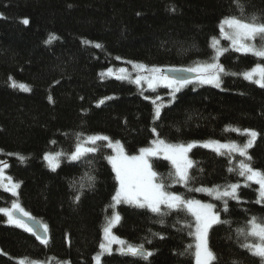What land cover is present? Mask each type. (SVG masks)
Returning a JSON list of instances; mask_svg holds the SVG:
<instances>
[{
	"label": "trees",
	"instance_id": "16d2710c",
	"mask_svg": "<svg viewBox=\"0 0 264 264\" xmlns=\"http://www.w3.org/2000/svg\"><path fill=\"white\" fill-rule=\"evenodd\" d=\"M240 2L245 8L241 18L264 19V0ZM230 16H241L233 0H0V156L8 160L9 177L19 183L17 196L0 187V208L16 201L48 227V242L42 244L0 214V264H17L22 258L95 264L102 229L114 212L121 217L115 233L129 243L143 244L153 255L144 260L114 251L103 254L100 264H195V238L189 234L195 220L187 210L162 206L166 214L158 215L128 203L114 205L118 183L106 159L111 154L106 142H97L98 151L81 161L62 157L55 171L43 157L71 152L90 135L120 141L126 154H134L150 146L153 128L169 143L243 144L247 136L224 131L231 126L258 133L248 153L252 167L264 172V88L241 75H222L219 88L208 84L182 88L154 119L153 104L145 97L164 89L152 91L100 76V71L123 60L163 70L210 62L214 55L210 40L218 35L220 21ZM24 19L28 24L22 23ZM50 35L57 39L46 43ZM222 44L227 51L219 63L228 73L264 63L235 52L226 40ZM9 77L26 83L28 90L12 87ZM16 154L26 160L21 162ZM188 156L195 162L188 187L173 183V167L163 156L150 160L167 191L210 202L222 220L231 222L209 230V247L217 257L212 264H262L260 257L240 246L244 241L236 232L251 217L264 218V202H256L257 185L240 184L239 202L229 198L227 212L213 195L188 190L243 181L228 171L242 158L217 155L199 145ZM73 182L75 187H70ZM189 245L193 247L188 249Z\"/></svg>",
	"mask_w": 264,
	"mask_h": 264
},
{
	"label": "snow or ice",
	"instance_id": "6c2138e0",
	"mask_svg": "<svg viewBox=\"0 0 264 264\" xmlns=\"http://www.w3.org/2000/svg\"><path fill=\"white\" fill-rule=\"evenodd\" d=\"M241 16L225 17L220 21L219 29L220 34L224 39L231 41L232 49L241 54H251L252 56L264 60V44L257 46L254 41L259 38L264 41V19L256 15H252L250 18H241L245 15L244 5L240 0H233ZM174 11V9H173ZM28 20L24 19L22 23L28 24ZM54 39H57L54 35H50L46 43H51ZM90 43V42H86ZM219 41L215 38L211 41V46L214 49V55L211 58V62L196 63L190 67H172L168 68L167 72L173 73L168 75L165 71L159 67H147L144 64H133V67L138 71L135 79H131V76L127 74V70L124 68L118 71L121 75L117 76L119 80H130V82L140 85L142 82L146 83L148 89L155 91V89L163 85L171 89L170 95L175 99V94L182 88L195 81L198 84H210L217 88L221 85L222 75H241L245 80L254 83L260 88H264V63H256L251 69L245 70L241 73H228L226 69L219 63V57L224 54L227 49L218 47ZM95 47L99 48L101 45L96 44ZM119 59V58H118ZM140 73H147L142 75ZM184 73H196L195 77L183 75ZM108 74L111 75V70H108ZM11 80V77H9ZM12 87H20L22 90L27 91L28 88L23 85H17L12 82ZM51 99V98H50ZM111 99V98H107ZM148 99V97H145ZM161 98L157 96L153 100L154 104V119L160 117L161 108L164 107L162 103H157ZM104 101L98 102L103 103ZM154 135L157 138L154 139L151 147H144L139 149L138 155H127L124 147L120 141L112 142L108 136L105 135H90L86 139L76 143L74 150L69 154L65 153H45L43 159L47 162L48 167L55 171L59 167L60 157L71 162L81 161L87 154L96 153L98 148L95 146L97 142H107L106 146L111 148L114 155L106 157L108 162L112 166V170L115 172V178L118 182V187L115 194L112 196V201L115 204L129 203L138 208L147 209L154 214H166L162 211L163 208L167 210H187L195 219V231H190L189 234L195 238V264H212L217 259L215 254L211 251L208 243L209 230L218 224H230L228 220H222L219 212L213 211L215 205L210 203H203L196 199H187L180 194L167 191L164 183L158 181V174L153 170V164L150 158L158 157L161 154L165 160L171 162L174 168V174L172 175L173 183L183 184L188 187L193 177L189 175V169L194 166L188 153L197 145L212 149L217 155H225L236 153L242 159L236 164L235 167L229 168V172H235L240 177L245 178L244 186H248L247 182L251 181L259 185L257 203L264 202V172L254 169L251 161L252 157L249 155L248 150L252 148L256 141L258 133L251 129H239L231 126H226L224 131L236 132L238 135H245L248 137L245 143L238 144L235 141L221 143L216 140L208 141H190L187 143H169L164 139H160L156 134V129H152ZM87 145H92L91 147ZM226 150V151H222ZM17 158L24 162L26 157L16 154ZM91 163V161H89ZM231 163V160L229 161ZM6 167V165L4 166ZM4 167H0V186L4 187L5 191L10 192L13 196H17V189L19 188L18 182H13L11 177L4 175ZM7 181V184L4 182ZM89 181H94V177L89 176ZM92 183H89V187ZM70 187H75L73 182ZM84 184H80V188L83 189ZM240 187L238 183L227 184L223 187L215 186L213 189L205 188H188L189 191L207 192L209 195H213L214 199L221 200L224 204V211L227 212L228 199L237 200V190ZM80 195L75 196V200H79ZM15 213H19L16 215ZM0 214L7 217L8 223L15 225L23 229L25 232L34 235L42 244H47V232L48 227L45 224L36 222V226L30 225L28 221H34L35 218L26 211L18 202H14L11 209L0 208ZM121 217L118 213L108 218L106 225L103 227V242L100 243L99 248L101 252L111 253V245L118 244L121 247L118 249L121 255H128L131 257H139L147 260L153 255L151 251H147L143 244H132L117 236L112 232L113 227L119 223ZM192 226L189 225V228ZM42 230L44 235L40 234ZM238 238H243L241 247L247 249L252 255L261 258L262 264H264V218L251 217L247 221L246 227L236 229ZM163 237H161L162 239ZM249 238H255L254 241ZM151 243V241H147ZM193 246L189 245L188 249ZM187 251V250H186ZM184 253H181L183 255ZM96 264H100V255L98 254L93 258ZM17 264H37L35 261H28L26 258H22L17 261Z\"/></svg>",
	"mask_w": 264,
	"mask_h": 264
},
{
	"label": "rangeland",
	"instance_id": "374dc122",
	"mask_svg": "<svg viewBox=\"0 0 264 264\" xmlns=\"http://www.w3.org/2000/svg\"><path fill=\"white\" fill-rule=\"evenodd\" d=\"M213 38H215L216 40H218L219 41V44H218V47H220V48H223V49H226L225 48V46L222 44V41L223 40H226L227 42H228V45H229V47L230 48H232V45H231V41H229V40H227V39H224L222 36H221V34H220V30H219V33H218V35H216V36H213L212 38H211V40H210V45H211V41H212V39ZM254 43L259 47V46H261L262 44H264V41H261L259 38H257L255 41H254ZM212 47V46H211ZM213 48V47H212ZM214 50V49H213ZM123 62V63H122ZM121 62V65H119V66H117V67H112V66H110L109 68H107V69H103L102 71H100L101 73H100V76H102V77H108V78H116L117 76H119V75H121V73L118 71L119 69H121V68H124V69H126L127 70V74H129L130 76H131V79H135V76L137 75V73H138V71L139 70H137V69H135L134 67H133V64H138V63H134V62H129V61H127V60H123ZM211 62V61H210ZM147 67H149V68H151L152 66H147ZM251 69V68H250ZM108 70H111V75H109L108 74ZM140 74H142V75H146L147 73H140ZM125 80H127V79H125ZM128 81H130V80H128ZM10 82H11V84H12V82H15L17 85H20V84H23V85H25L27 88H28V85L26 84V83H24V82H22V81H20V80H17V79H15V78H13V79H11L10 80ZM132 84H135V83H132ZM137 85V84H136ZM200 85H203V84H198V83H196L195 81H193V83H190V84H188L187 86H192V87H197V86H200ZM208 85H210V84H208ZM138 86H140V87H145L146 89H148V86H147V84L146 83H144V82H142L140 85H138ZM187 86H185V87H187ZM221 86V85H220ZM20 88V87H19ZM21 89V88H20ZM159 89H164L165 90V92L163 91V92H158L157 94H154L153 96H150V95H147L146 97H148V99L152 102V104H153V100H155V98L157 97V96H159L161 99L159 100V101H157V103H162L163 105H165V104H167V103H169L171 100H173V98H172V96L170 95V92H171V89H169V88H167V87H165V86H163V85H160V86H158L155 90L157 91V90H159ZM22 90V89H21ZM153 107H155L154 106V104H153ZM87 137H85L84 139H86ZM157 138V135H154V137H153V139H152V141L154 140V139H156ZM160 138V137H159ZM83 139V140H84ZM111 139V138H110ZM161 139V138H160ZM248 139V137L246 138V140ZM111 141L112 142H115V141H117V140H112L111 139ZM151 141V142H152ZM202 141H208V140H202ZM216 141H219V140H216ZM219 142H221V143H225V142H230V141H219ZM246 142V141H245ZM245 142H243V143H245ZM237 143V142H236ZM106 144H107V142H106ZM239 144V143H238ZM87 146H89V147H91L92 145H87ZM152 146V144L150 143V146L149 147H151ZM74 150V149H73ZM222 151H226V150H222ZM55 153H58V152H54L53 154H55ZM60 153H64V152H60ZM70 152H68V153H65V154H69ZM0 154H1V151H0ZM139 154V151L138 152H136V153H134V154H127V155H138ZM234 154H236V153H232L231 155H234ZM111 155H114V152H113V150L111 149V154H109L108 156H111ZM238 155V154H237ZM107 156V157H108ZM161 156H163L162 154H161ZM63 156H61L60 157V159L62 158ZM240 160V159H239ZM239 160H238V162H239ZM47 163V162H46ZM8 164V160H7V158H5V157H2V156H0V167H4L5 165H6V167H4V175L5 176H8L9 177V175H8V173H7V171H6V169H7V165ZM110 164V163H109ZM111 165V164H110ZM112 167V166H111ZM115 173V172H114ZM173 173H174V168H173ZM14 182V181H13ZM249 182H251V181H248L247 183H249ZM5 184H7V181H5L4 182ZM118 183V182H117ZM244 184L245 183V178H244V180L243 181H241V182H239L238 184ZM255 185H257V184H255ZM2 189H4V187H2V186H0ZM118 187V186H117ZM201 188H205V189H213L214 187H201ZM256 190H257V193H258V191H259V185H257V187H256ZM202 193H206V194H208L207 192H204V191H201ZM197 200V199H196ZM201 201V200H200ZM14 202H16V201H14ZM14 202H12V204L14 203ZM201 202H203V203H210V202H205V201H201ZM12 204L8 207V209H11V206H12ZM129 204V203H128ZM210 204H212V203H210ZM133 205V204H132ZM213 211H214V209H213ZM6 219H7V217H6ZM193 220H195V219H193ZM8 221V220H7ZM105 225H106V223H105ZM104 225V226H105ZM194 231H195V227H194V229H193ZM112 232H113V234L115 235V236H117V237H119V238H121V239H123L122 237H120V236H118V234H116L115 233V231H114V227H113V229H112ZM124 240V239H123ZM195 241V240H194ZM101 242H103V232H102V241ZM194 245H195V242H194ZM121 246L120 245H118V244H112L111 245V252H114V251H116V252H119V248H120ZM194 250H195V248H194ZM106 253H108V252H101V250H100V248H99V250L95 253V255H94V257L95 256H97L98 254L100 255V260H101V256L103 255V254H106ZM18 260H20V259H18ZM28 261H35V262H37V264H49V262H43V261H36V260H29V259H27ZM94 260V259H93ZM94 263L96 264V261L94 260Z\"/></svg>",
	"mask_w": 264,
	"mask_h": 264
},
{
	"label": "water",
	"instance_id": "95a60500",
	"mask_svg": "<svg viewBox=\"0 0 264 264\" xmlns=\"http://www.w3.org/2000/svg\"><path fill=\"white\" fill-rule=\"evenodd\" d=\"M167 69H168V68H164L165 73L168 74V75H173V73H169V72H167ZM183 75H188V76L195 77L197 74H196V73H184ZM15 214H16V215H19V213H15ZM34 218H35V217H34ZM36 222L41 223V221L38 220L37 218H35V222H34V221H28V223H29L30 225H33V226H36ZM38 231H40V234H41V235H44V233H43L42 230L38 229Z\"/></svg>",
	"mask_w": 264,
	"mask_h": 264
}]
</instances>
